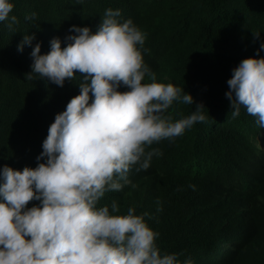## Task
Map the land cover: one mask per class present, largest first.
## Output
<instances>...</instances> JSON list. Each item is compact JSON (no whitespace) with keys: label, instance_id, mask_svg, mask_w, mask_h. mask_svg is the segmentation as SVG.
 Masks as SVG:
<instances>
[{"label":"trees","instance_id":"1","mask_svg":"<svg viewBox=\"0 0 264 264\" xmlns=\"http://www.w3.org/2000/svg\"><path fill=\"white\" fill-rule=\"evenodd\" d=\"M19 24L9 31L0 22V171L35 168L42 143L56 114L80 93L83 77L58 86L47 78H26L32 71V49L51 50L59 38L66 47L73 25L96 32L107 9H119L118 20L131 19L144 34V63L163 83L189 93L193 104L174 101L164 113L173 122L203 104L204 122L183 135L154 143L159 149L148 169L132 166L130 183L108 191L98 207L115 201L116 214L130 207L145 216L158 236L163 256L177 254L180 264H264V128L226 97L233 69L247 58L264 57V0H12ZM33 12L35 19H26ZM253 32H260L254 38ZM32 44L18 51L24 35ZM142 82H150L147 77ZM130 89L121 84L118 91ZM92 102L94 97L89 93ZM2 182V177H0ZM135 185V187H133ZM195 186L194 188L192 186ZM33 200L27 205L39 206ZM160 208V211L157 209Z\"/></svg>","mask_w":264,"mask_h":264},{"label":"clouds","instance_id":"2","mask_svg":"<svg viewBox=\"0 0 264 264\" xmlns=\"http://www.w3.org/2000/svg\"><path fill=\"white\" fill-rule=\"evenodd\" d=\"M13 8L12 0H0V22L7 21L15 32L19 20L10 15ZM120 15L109 8L96 32L73 25L70 32L76 34L66 37V47L53 38L48 53L40 54V43L32 49L28 80L47 78L62 87L76 72L83 79L80 93L48 129L37 156L46 160L35 168L5 165L0 171V264H180L177 254H160L158 233L144 219L149 213L137 215L130 207L126 215L116 214L115 201L111 211L108 205L97 206L106 192L130 183L132 166L146 170L153 155H162L159 149L147 150L151 145L207 119L202 103L175 122L164 115L174 101L193 104L194 98L157 81L137 47L145 34L131 19L121 23ZM35 18V12L26 17ZM259 34L253 32L254 38ZM34 36L24 35L18 51ZM261 49L264 43L257 52ZM145 77L150 82H142ZM227 83L232 116H239L243 106L264 128V57L243 59ZM121 84L130 90L118 91ZM33 200L40 205L28 208Z\"/></svg>","mask_w":264,"mask_h":264}]
</instances>
